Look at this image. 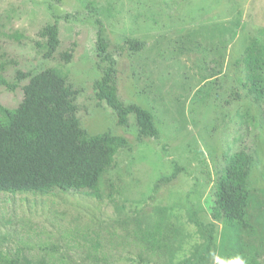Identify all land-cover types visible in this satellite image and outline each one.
<instances>
[{"label": "rangeland", "instance_id": "1", "mask_svg": "<svg viewBox=\"0 0 264 264\" xmlns=\"http://www.w3.org/2000/svg\"><path fill=\"white\" fill-rule=\"evenodd\" d=\"M96 19L113 47L146 41L116 58L118 91L154 115L159 141L138 142L135 117L120 126L98 100ZM47 25L59 29L52 57L37 47ZM260 28L264 0H0V66L17 85L0 86V106L17 108L31 77L58 68L79 91L82 128L128 141L103 178L110 198L0 194V264H264V101L248 94L238 64ZM241 150L251 155L252 229L211 216L216 171ZM198 222L215 226L209 251Z\"/></svg>", "mask_w": 264, "mask_h": 264}, {"label": "trees", "instance_id": "2", "mask_svg": "<svg viewBox=\"0 0 264 264\" xmlns=\"http://www.w3.org/2000/svg\"><path fill=\"white\" fill-rule=\"evenodd\" d=\"M96 26L97 57L106 66L102 78L94 85L98 100L114 111L120 126L128 127L130 117H135L138 142L159 141L161 133L154 115L139 105L125 104L118 91L116 58L126 52H141L146 41L127 39L113 47L104 23L96 19ZM38 36L44 43L37 42V47L45 57H52L60 45L58 27L47 25ZM61 59L69 63L70 51L62 53ZM238 64L243 68V86L248 94L257 102L264 101V28L257 29ZM5 70V66H0V86L14 91L17 85L7 80ZM27 77L28 74L19 72L17 81ZM22 91L23 101L17 108L0 106V194L45 196L61 191L98 200L112 197V192L102 191L103 178L118 154L128 146L127 139L110 134L92 136L82 128L74 99L79 91L71 85L67 72L58 68L42 71L31 77ZM250 161L247 150L224 157L225 163L214 179L211 207L214 221L252 229L247 218ZM197 224L207 234L209 251L215 226ZM5 260L0 252V263Z\"/></svg>", "mask_w": 264, "mask_h": 264}]
</instances>
